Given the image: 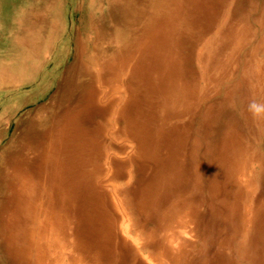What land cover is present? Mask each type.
<instances>
[{
    "label": "bare ground",
    "instance_id": "obj_1",
    "mask_svg": "<svg viewBox=\"0 0 264 264\" xmlns=\"http://www.w3.org/2000/svg\"><path fill=\"white\" fill-rule=\"evenodd\" d=\"M131 1L121 2L128 6ZM134 1L135 7H131L132 13L123 26L129 37L122 47H113L112 55L109 56L111 53L107 52L106 61L100 64L98 45L100 41H108L109 34L105 35L92 21L93 33L97 34L99 40L94 42V56L89 57V61H77L88 68L90 82L93 81L92 70L100 65L101 76L107 79L110 88L113 85L111 95L107 91L99 92L98 96L92 93L90 105H94L96 100L105 104L104 115L109 107L117 106L114 108L116 113L111 114L117 119V125L109 124L112 129L93 132L81 123L84 113L81 114L78 102L63 114L59 112L54 115L55 119L51 120L44 137L39 135L35 137L38 138L36 142L29 141L27 147L33 150V161L25 162V156L17 157L21 155L17 151L5 159L0 187V264H114L117 257L114 251L120 252L122 257L126 253L132 264H180L181 257L176 250L184 251L190 246L181 245L178 235L170 236V239L167 237L169 241L159 245L157 238L150 232L151 235L144 241L142 229H132L123 208L125 205L119 206L123 209L118 208L116 201H122L121 193L127 195L125 198L128 197L130 191L127 188L132 182L129 177L125 183L127 188L120 185L125 177L120 169L127 161L133 164L143 157L148 161L145 165L148 164L155 173L164 174L160 183L148 185L145 197L138 198L140 204H144L142 207H153L159 199V191L167 192L176 184L181 153L190 142L189 131L194 121H198L200 132L193 136V147L200 141L202 133L214 130L222 138V154L234 156L232 153H236L237 131L243 123L232 117L228 119L226 108L230 109L234 105L236 97L243 104L257 102L258 98H261L259 103L264 104V67L251 73V61L245 64L240 61L242 51L249 42L248 28L252 26L253 14L236 18L232 12L234 7L235 10L237 8L235 0H225L228 5L224 8L225 18L223 14L220 16L219 9L214 11L213 16L212 12L204 16L211 26L214 17L217 18L218 26L202 31V39L197 43L201 45L197 53L198 60H210L216 54L221 55L229 50L236 68L243 66L240 79L230 80L225 69L220 70L215 80L220 93L213 97L205 86H190L184 75L186 64L182 49L186 48L185 35L195 32L189 18L200 2ZM237 1V4L242 3ZM253 1H250L252 12L256 10ZM147 3H150V8H147ZM242 32L246 35L243 36ZM262 40L260 43L264 46V36ZM156 61L166 70L160 77L155 74ZM260 63V66L264 65V61ZM222 66L226 68L227 63L222 62ZM201 79L211 81L205 73ZM255 79L258 85L253 87ZM243 84L247 89H254L250 99L244 96ZM121 105L124 106L121 108ZM133 105L138 107L134 115L130 113ZM141 107H145L144 110ZM241 107H244L242 120L249 124L251 116L248 105ZM67 118L70 119L69 125L65 124ZM257 118L263 120L264 115ZM55 121L58 133L54 132ZM183 130L187 131L188 136L184 135ZM125 137L132 142L127 150L115 144ZM242 183L244 187L249 186L244 180ZM244 187L233 190L236 192L235 197L231 195L234 193L231 188L225 189L224 205L217 216H223L229 231L234 234V244L227 238L218 243L219 250L225 254L226 248L230 252L233 250L241 264H264V248L256 253L248 247L252 240V229H257V218H261V222L263 220L264 203L259 201L254 205V198L244 195ZM213 188L214 191L218 190L217 186ZM244 196V200L251 203L240 205L239 199ZM258 231L263 234L259 238L260 244L264 246V226ZM222 233L223 230L220 235ZM238 237L241 241H237ZM207 245L206 241L201 247L204 264H208ZM112 253V260L109 261ZM185 256H188V252ZM227 260L228 264H237L234 257L231 260L228 256Z\"/></svg>",
    "mask_w": 264,
    "mask_h": 264
},
{
    "label": "rangeland",
    "instance_id": "obj_2",
    "mask_svg": "<svg viewBox=\"0 0 264 264\" xmlns=\"http://www.w3.org/2000/svg\"><path fill=\"white\" fill-rule=\"evenodd\" d=\"M121 1L0 0V187L3 182L2 174L5 171V159L17 151V153H21L17 157L25 156V162L33 161V150L29 149L27 144L29 141L36 142L38 138L35 137L39 135L41 138L44 137L51 120L55 119L56 113L63 114L67 109H72L80 102L81 114L84 113L81 123L93 132H100L106 128L112 129L109 124L117 125V119L113 118V115L111 117L112 113H116L114 108L117 106L109 107L104 115L105 104L96 100L94 105H90L92 93L98 96L99 92L107 91V94L111 95L113 85L110 88L107 79L101 76L100 65L94 68V71L92 70L93 81L90 82L88 68L83 67L77 61H89L88 58L94 56V42L99 40L96 37L97 34L93 33L92 21L100 27L105 35L109 34L108 41H100L98 45L100 64L103 63L102 61H106L107 52H110L109 56H111L113 47L120 48L126 42L129 34L126 27L123 28V26H125L127 17H130L132 13L131 7H135V4L132 3L135 1L129 0L131 2L128 6ZM137 1L140 2V0ZM250 1L240 0L239 2L242 3L237 4L238 1L235 0L237 8L235 10L234 7L232 12L236 14V18L240 19L248 14L254 15L252 26L248 28L251 37L249 36V42L242 51L240 60L243 61V64L246 61H251L252 73L260 71L264 67V65L260 66L262 64L260 62L264 61V46L260 43L264 36V25H262L264 23V0L253 1L254 9H256L254 12L251 11ZM195 2H200V6L194 9L189 18L195 32L189 36L185 35L184 46L186 48L182 51L185 56L186 68L183 72L185 81L190 86L192 84L205 86L215 97L220 93L215 82L220 70L225 69L230 80L240 79L243 66L239 69L236 68L229 50L221 55L216 54L210 60H198L197 53L201 45H197V43L202 39L200 36L204 34L202 31L218 26L217 18L214 17L211 26L205 21L204 16L212 13L213 16L214 11L219 9L220 16L223 14L222 17L225 18L224 8L228 5L225 0H195ZM146 5L147 8H150V3ZM244 33L243 36L246 35ZM257 48H259L258 51H256ZM245 57L247 58L245 59ZM222 62L227 63L226 68L222 66ZM156 66L155 74L160 77V74L166 72L165 67L159 61H156ZM203 73L211 80L210 82L201 79ZM170 76L173 77L174 74H170ZM256 79L253 87L258 85ZM253 90L252 88L247 89L243 84L242 91L245 92L244 96L246 95L248 99H250ZM242 91L240 92L242 93ZM109 99L111 100V98ZM260 100L261 98H258L257 102L259 103ZM134 105L130 110L132 115L138 111V107H134ZM241 105L247 106L249 103L243 104L240 98L236 97L234 105L225 110L228 119L232 117L240 124L243 123L237 131L238 140L235 145L238 147L235 148L236 153H232L234 156L228 155L227 157L222 154L224 149H222V138L214 130L206 131V134L202 133L200 141L195 145L196 147H193V136L200 132L198 121H194L189 131L190 142L181 153L176 184L167 192L159 191V199L155 206L142 207L144 204L141 205L138 198L145 197L148 185L153 182L160 183L164 174L162 172L155 173L153 168H149L148 164L145 165L148 161L143 157L138 158V162L136 160L133 164L127 161L120 169L121 174L125 173V177L119 184L126 187L125 183L129 177L132 182L128 188L126 187L130 191L128 197L125 198L127 195L121 193L122 201H116L118 208L125 205L123 208L128 214L132 229H142L144 241L148 235L154 234L157 243L161 245L160 243L169 241L166 239L167 237L170 239V236L178 235L181 238V245L190 246L184 251L176 250V253L178 252L181 257L180 264H204L201 247L206 241L208 242V252H206L208 264H228V256L231 260L234 257L237 264H241L233 250L231 253L229 248H226V254L219 250L218 243L227 238L234 244V234L229 231L223 216H217L222 209V204L224 205L222 201L226 197V187L231 188V191H236L237 187H244L243 180L249 185L244 187V195L248 194L249 198H254V205L259 201L264 203V119H258L249 112L251 117L247 124L242 120L244 107ZM123 106L121 105V108ZM144 108L141 107L143 110ZM69 121L70 119L67 118L65 124L69 125ZM54 126V132L58 133L56 121ZM183 132L184 135H187L186 130ZM121 142L122 144H120ZM115 144L122 145L127 150L132 142L125 137ZM222 157H224L223 160ZM236 157L237 159H235ZM215 186L218 187V190L214 191L213 187ZM215 194H218L217 197ZM231 195L235 197L236 192ZM218 196L220 197L218 198ZM244 198L245 196L243 199H239L240 205L250 202ZM226 200L228 201V198ZM260 219L256 220L257 229H252V240L248 245L250 250L256 251V253L264 248L260 244L261 237L259 238V235L263 234L258 231V228L261 230L264 226V216L262 222ZM217 229L219 230L217 231ZM222 230L223 233L220 235ZM188 240L190 241L188 242ZM238 240L241 241V238L238 237ZM187 252L188 256H185ZM113 253L117 256L114 264H132L126 253L123 257L118 251ZM113 253L108 258L109 261L112 260Z\"/></svg>",
    "mask_w": 264,
    "mask_h": 264
},
{
    "label": "clouds",
    "instance_id": "obj_3",
    "mask_svg": "<svg viewBox=\"0 0 264 264\" xmlns=\"http://www.w3.org/2000/svg\"><path fill=\"white\" fill-rule=\"evenodd\" d=\"M248 111L256 117L264 115V104L253 101L248 105Z\"/></svg>",
    "mask_w": 264,
    "mask_h": 264
}]
</instances>
